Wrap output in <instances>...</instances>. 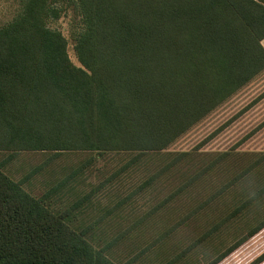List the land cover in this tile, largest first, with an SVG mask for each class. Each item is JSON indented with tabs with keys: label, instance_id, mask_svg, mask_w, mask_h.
Instances as JSON below:
<instances>
[{
	"label": "trees",
	"instance_id": "16d2710c",
	"mask_svg": "<svg viewBox=\"0 0 264 264\" xmlns=\"http://www.w3.org/2000/svg\"><path fill=\"white\" fill-rule=\"evenodd\" d=\"M231 1L24 0L0 26V151L129 148L257 44ZM68 9L81 66L49 24ZM2 167L0 264H117Z\"/></svg>",
	"mask_w": 264,
	"mask_h": 264
},
{
	"label": "rangeland",
	"instance_id": "374dc122",
	"mask_svg": "<svg viewBox=\"0 0 264 264\" xmlns=\"http://www.w3.org/2000/svg\"><path fill=\"white\" fill-rule=\"evenodd\" d=\"M23 2L0 0V26ZM231 5L257 44L129 148L0 151L5 173L69 206L70 223L117 264H251L264 253V0ZM77 21L68 9L49 24L81 66Z\"/></svg>",
	"mask_w": 264,
	"mask_h": 264
}]
</instances>
